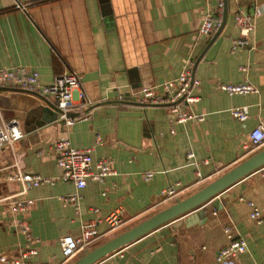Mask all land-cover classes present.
<instances>
[{
    "label": "crops",
    "instance_id": "1",
    "mask_svg": "<svg viewBox=\"0 0 264 264\" xmlns=\"http://www.w3.org/2000/svg\"><path fill=\"white\" fill-rule=\"evenodd\" d=\"M256 4L250 44L234 50L240 35L235 14L253 12ZM207 10L206 0H0V68L37 71L40 85L74 71L83 94L74 96L69 112L79 118L65 126L58 116L42 122L43 94L0 86L2 119L24 132L0 148V256L23 264H73L264 147L250 149V133L264 124V0H227L221 32L200 36ZM189 58L200 80L193 90L199 100L189 109L204 115L203 122L178 123L167 106H146L130 95L176 78ZM242 83L257 92L230 95L220 88ZM237 107L247 109L246 121L233 116ZM60 139L91 148L93 170L107 158L115 173L102 181L87 178L82 189L62 180L53 151ZM17 171L51 182L23 192L10 179ZM147 171L154 172L149 181ZM170 185L177 193L166 197L162 192ZM70 196H77L75 202L66 200ZM25 200H31L26 212L12 211ZM253 206L264 214V166L205 203L202 215L180 216L96 264H219L230 234L244 239L247 250L224 264H264V222L251 218ZM115 213L121 225L112 229L107 218ZM22 220L38 240L28 258H21L27 244ZM88 220L95 221L97 235L65 259L60 238L80 236Z\"/></svg>",
    "mask_w": 264,
    "mask_h": 264
},
{
    "label": "built area",
    "instance_id": "2",
    "mask_svg": "<svg viewBox=\"0 0 264 264\" xmlns=\"http://www.w3.org/2000/svg\"><path fill=\"white\" fill-rule=\"evenodd\" d=\"M206 1L208 3V10L203 17L199 29L200 36H210L221 26L222 13L225 7L224 0ZM213 1H215V5H212ZM18 7L20 6L18 5ZM259 11L260 7L256 4L253 12L241 9L235 14L234 20L240 35L233 41L234 50L239 47L249 46L252 32L256 27ZM194 68L195 61L189 58L176 78L165 81L159 87H142L130 95L137 102H141L146 106H167L178 123H184L191 119L203 122L205 120L204 115L194 114L189 109L190 105L199 100V97L193 93V90L200 86V80L195 77ZM240 69L245 71L246 67H241ZM38 77L37 71L29 70L23 66L0 68V86L25 91H37L43 94L61 110V113L58 114V120L62 121L65 126H71L79 118L78 116L68 114L74 103V96L77 94L79 98H83V94L80 91V76L74 71L62 73L56 76L53 82L48 85H40ZM220 88L230 95L257 92V88L249 83L221 84ZM232 114L241 121H246L249 118L247 109L242 107L234 108ZM23 136L24 132L20 128L12 124V122H5L0 115V148L6 144L18 141ZM250 140V149L264 145V124H260L252 130ZM97 141H100L99 136H97ZM53 151L56 156L57 165L63 169L61 179L72 182L77 189H82L86 186L87 178L102 181L106 176L115 173L111 166V160L107 158L98 160L94 166L95 170H93L90 154L91 148L72 147L67 139L56 141L53 145ZM188 157L189 159H194L195 155L193 152H190ZM194 164L197 165L198 163L194 162ZM153 176V171H147L143 177L149 181ZM10 179L18 181L22 186L23 192L40 184L51 182L49 178L20 171L11 175ZM162 193L166 197H172L177 193V190L174 185H170ZM76 199L77 196L66 198V200L71 202H75ZM30 204L31 200L17 201L12 205L11 209L14 212L24 213ZM76 210H78L77 206ZM250 216L259 223L264 222V214L257 207L253 206ZM107 222L111 225L112 229L121 225V220L116 213L109 216ZM95 224L94 220H88L83 225L80 236L65 235L60 238L61 251L65 259L74 256L79 249L91 242L97 235ZM21 231L27 237L26 249L21 252V258H28L36 254V243L38 240L31 236L25 220L21 222ZM226 231L230 234L229 228H226ZM230 237V243L222 248L217 256L219 264H224L227 260L235 258L247 250V243L244 239L234 238L232 234H230ZM0 261L5 264H23L21 260H10L4 256H0Z\"/></svg>",
    "mask_w": 264,
    "mask_h": 264
},
{
    "label": "water",
    "instance_id": "3",
    "mask_svg": "<svg viewBox=\"0 0 264 264\" xmlns=\"http://www.w3.org/2000/svg\"><path fill=\"white\" fill-rule=\"evenodd\" d=\"M225 8L223 13V19L221 26L218 28L216 35H218L224 27L227 20V0H224ZM12 90H21L17 88H6ZM25 91V90H21ZM32 92V91H26ZM45 102V106L42 109V122H50L57 119L61 110L47 97L41 96ZM74 116L72 113H68ZM264 166V147L252 154L248 158L244 159L228 171L218 176L213 181L209 182L192 195L177 200L174 204L166 207L152 216L142 220L141 222L133 225L129 229L117 234L106 242L96 246L95 248L86 251L73 264H96L100 259L107 256L111 252L119 249L120 247L129 244L130 242L137 240L146 234L156 230L164 224L184 215H202L200 207H202L208 201L216 198L220 193L231 187L233 184L242 180L249 174L255 172ZM195 217V216H194ZM192 217V218H194ZM191 220V219H190Z\"/></svg>",
    "mask_w": 264,
    "mask_h": 264
}]
</instances>
